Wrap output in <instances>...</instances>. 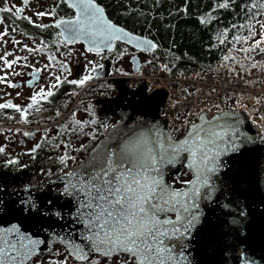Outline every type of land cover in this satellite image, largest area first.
Here are the masks:
<instances>
[{
  "label": "snow or ice",
  "instance_id": "obj_1",
  "mask_svg": "<svg viewBox=\"0 0 264 264\" xmlns=\"http://www.w3.org/2000/svg\"><path fill=\"white\" fill-rule=\"evenodd\" d=\"M22 2L27 4L28 0ZM230 2L220 0L215 6L226 9ZM63 3L74 14L68 18L55 19L53 27L60 29L56 36L65 45L82 40L84 52L97 56L101 55L102 49L112 53L116 41L130 44L142 52L157 49V44L152 40L133 35L106 18L105 10L95 0H63ZM239 6L250 10L239 27L243 29L247 26L248 36H255V29H259V38L252 39L251 47L239 49L248 54L246 59H250L257 49L264 54V0H251ZM12 7V17L33 23L27 15L21 16L20 7ZM54 11H37L33 15L37 18L53 16ZM7 12H10V7L5 3L0 7V13ZM257 16L262 19H256ZM206 19L211 20L213 17L207 16ZM199 22L204 24L205 17H200ZM35 26L40 29L48 27L43 23ZM231 27L237 26L233 24ZM227 31V28L223 29V32ZM0 37L7 38V29L0 31ZM219 38L221 41L224 39L223 35ZM232 40L247 41V37L233 35ZM12 43L18 41L13 40ZM44 47L47 46H38L30 51H43ZM9 55L7 51L0 55V62L3 63L0 71L9 69L21 59H6ZM123 55L124 52L120 51L116 59ZM53 60L54 57H49L50 63ZM100 67L99 63L94 64L88 60L84 74L77 79H65L64 82L82 87L93 79L96 74L94 69ZM67 68L66 63H61L62 71ZM161 68L168 70L166 65H161ZM39 71L33 69V72ZM15 74L0 75V84L15 88L16 85L7 79L8 75ZM48 75L52 76V73ZM53 80L54 83L49 84L47 90L41 86L39 91H34L28 97V109L37 105L39 99L47 100L53 95V88L60 86L61 77H53ZM0 109H12L19 114V122H27L26 110L11 100L0 103ZM89 115L91 119L88 121L72 120L71 123L76 127L68 130L78 131L90 140L95 139V125L99 121L92 114L91 107ZM7 118L12 119L11 116ZM197 119L199 123L189 124L180 138H173L171 133L161 131L156 124L144 125L139 120L130 126V134L118 130L120 121L112 125L100 123L101 130H109V133L80 165L61 171L60 178L64 182L58 194L66 199L64 204L55 205L56 209L61 210L67 207L68 211L63 216L70 215L73 224L82 226L79 232L80 243L75 242L72 233H66L67 239L60 240L61 244L66 245L65 254L61 258L57 253L47 264H112L116 257H119L116 264H188L184 251L189 246L187 239L200 222L201 202L213 199L217 189L213 177L223 167L220 157L228 151H236L240 144L249 140L240 132L241 121L234 112H220L210 119H206L201 112L197 114ZM87 126H91V129L85 133L84 128ZM24 135L29 136L31 133L25 132ZM39 147L40 144H36L29 151L35 153ZM64 148L72 150L66 142ZM84 148L85 145L81 144L74 151L79 152ZM3 151L4 148L0 147V152ZM72 159L74 157L67 154L56 157L60 165ZM3 163L7 166L17 161L12 158ZM181 164L191 173V178L180 180L181 186L174 187L167 182L166 172ZM24 191L29 192V189L25 187ZM41 204L43 208L29 197H18L7 204H0V264H32L42 243L34 232L30 234L32 229L39 230L52 217L63 218L61 211L53 208L55 201H41ZM240 215L244 213L240 212ZM45 216L49 217L48 221L44 220ZM55 239L56 235L53 234L51 240ZM35 264H42V261L36 260ZM241 264L250 262L241 259Z\"/></svg>",
  "mask_w": 264,
  "mask_h": 264
},
{
  "label": "water",
  "instance_id": "obj_2",
  "mask_svg": "<svg viewBox=\"0 0 264 264\" xmlns=\"http://www.w3.org/2000/svg\"><path fill=\"white\" fill-rule=\"evenodd\" d=\"M72 13L74 14L73 11ZM77 42L84 44L82 40ZM116 42L134 51L146 53L125 42ZM129 63L131 71L137 73L139 68L137 57H131ZM103 77L107 78V72ZM108 81L116 89V95L112 99L100 101L102 105L100 112L103 116L118 117L121 123L117 128L121 133L130 134V126H134L138 120L144 125L156 124L161 131L170 133L166 122L159 116L166 99L164 90H154L147 94L145 84L141 83L134 90H129L121 79ZM202 112L206 119L218 114L207 117L206 112ZM223 112L235 113L241 121L240 132L249 137V140L240 144L236 151H228L220 157L223 167L213 177L217 189L211 201L201 202L200 222L188 237L189 246L184 251L188 257V264H241V259L249 261L250 264H264V178L260 174L263 144L253 132L244 113L235 110ZM196 123H199L198 119ZM108 133L109 130L97 141L86 157L104 141ZM80 164L81 162L77 165ZM182 169H184L182 164L174 169L169 168L165 177L167 182L170 183L177 177ZM60 176L61 173L44 179L39 184H30V177L25 172L15 175L0 173V204H7L18 197H29L35 199L43 208L41 201H55L54 210L61 211L63 216L68 208L62 210L55 208V205L64 204L66 199L58 194L64 182ZM25 187L29 192L24 191ZM240 212L244 215L241 216ZM44 220L48 221L49 217L45 216ZM81 228V225L71 222L69 215L61 219L52 217L51 221L42 225L39 230L32 229L30 234L34 232L35 237L42 241L34 260L48 254L54 247H60L65 251L66 245L61 244L60 240L67 239L66 233H72L75 242L80 243ZM53 234L56 235L55 240H51ZM237 252L240 254L237 255Z\"/></svg>",
  "mask_w": 264,
  "mask_h": 264
},
{
  "label": "flooded vegetation",
  "instance_id": "obj_3",
  "mask_svg": "<svg viewBox=\"0 0 264 264\" xmlns=\"http://www.w3.org/2000/svg\"><path fill=\"white\" fill-rule=\"evenodd\" d=\"M5 3L9 5L10 12L0 13V31L7 29V38L0 37V55L7 51L10 55L6 59L14 57L21 59L9 69L0 71V75L16 73L7 76V79L16 85L15 88H8L6 84H0V103L11 100L12 103L22 106L26 110L25 119L27 122H19V114L12 109H0V147L4 148V151L0 152V173L15 175L25 172L30 177V184H37L34 176L40 172L41 156L51 157L60 148L64 149L66 153L70 151L66 150L64 146L56 147L63 139L68 140L73 136L75 141L79 140L86 147L90 140L86 135L68 130L75 129L76 126L71 123L74 119L82 121L91 119V117L88 120L81 118L82 114L86 116L84 114L87 112L85 106L91 107L92 114L99 121L95 125L97 128L95 138L103 134L104 130H101L100 123H111L112 125L120 121L116 116H103L100 112L102 108L100 101L112 99L116 95V89L106 77H103V74L107 72L108 77L118 71L122 56L119 59H116V56L120 51L124 52L122 63L125 62L127 69L130 67V58L133 56L138 58L143 56V53L134 51L118 42L113 44L112 53L102 49L100 56L94 53H85L84 44L80 42L65 45L56 36V33L59 32L58 29L53 27L55 19L68 18L73 15L62 0H28L27 4L22 0H0V7H3ZM40 3L43 4V8L40 7ZM12 6L20 7L22 9L21 16L27 15L33 20V23L29 24L23 19L17 20L12 17L11 11H14ZM30 6L36 10L29 11ZM53 9L55 10L53 16L45 15L37 18L33 15L37 11L47 12ZM39 23L46 24L48 27L37 28L35 25ZM13 40L18 43L13 44ZM44 45L47 47H44L43 51H30V49ZM49 57H54L55 60L50 63ZM88 60L101 65L99 69H94L96 74L93 79L82 87L64 82L65 79H77L84 74ZM61 63H66L68 68L62 71ZM88 67H92V65H88ZM34 68L40 69V71L33 72ZM0 69H3L2 62H0ZM49 72L52 73V76L48 75ZM89 74L91 75V73ZM56 76L61 77V84L59 87L53 88V95L47 100L39 99L37 105L28 109V97L34 91H39L41 86L47 90L49 84L54 83L53 77ZM127 87L129 90H133L129 86ZM9 116L12 117L11 120L7 118ZM59 125L65 127L60 128ZM41 129L51 131L46 141L39 138ZM90 129L91 126H87L84 128V132L86 133ZM25 132H29L31 135L25 136ZM71 133L72 135H70ZM36 144H40V147L35 153L30 152L29 149ZM84 153L85 148L79 151L81 156L86 157L87 155L85 156ZM12 158L17 163L5 166L3 162ZM183 173H188V171L182 169L179 175ZM239 254L240 252H237V255Z\"/></svg>",
  "mask_w": 264,
  "mask_h": 264
},
{
  "label": "trees",
  "instance_id": "obj_4",
  "mask_svg": "<svg viewBox=\"0 0 264 264\" xmlns=\"http://www.w3.org/2000/svg\"><path fill=\"white\" fill-rule=\"evenodd\" d=\"M95 2L105 10L106 17L117 26L156 43L157 49L149 55L152 62L160 66L166 65L168 73H200L203 70L221 72L229 69L237 71L264 65V54L258 49L250 59H246L247 55L239 52L240 41L232 40L233 35L243 36L247 32V26L243 29L239 26L244 23L250 10L241 9L239 5L250 3L251 0H231L226 9L215 6L220 0H95ZM207 16L213 19L208 20ZM200 17H205L204 24L199 22ZM259 18L261 17H256ZM233 24L237 27L232 28ZM224 28L228 31L223 32ZM221 35L224 37L223 41L219 38ZM225 56L228 59H224ZM105 133L106 130L97 138L89 140L85 147V156ZM172 135L175 138L181 136L180 133ZM67 141L75 142L78 148L83 144L79 140L75 141L73 136ZM262 144L260 174L264 178V109ZM40 161V172L35 174L34 180L38 177L42 180L51 178L66 169L65 164L57 163L56 154L48 158L41 156ZM180 180V177L178 179L176 177L170 183L174 187H180ZM49 253L57 254L54 251ZM41 258L42 256L37 260L42 261Z\"/></svg>",
  "mask_w": 264,
  "mask_h": 264
},
{
  "label": "built area",
  "instance_id": "obj_5",
  "mask_svg": "<svg viewBox=\"0 0 264 264\" xmlns=\"http://www.w3.org/2000/svg\"><path fill=\"white\" fill-rule=\"evenodd\" d=\"M138 61L137 73L129 69L128 73L123 72L127 75L115 73L108 76L107 80L121 79L132 89L142 83L146 85L147 93L164 90L166 99L159 116L166 122L171 134L174 131L183 135L189 124L196 123L197 114L202 110L210 117L213 114H209L207 108L216 111L214 114L235 108L233 110L244 113L253 132L262 141L264 65L237 71L168 73L162 70L159 64L152 62L149 53H143V56L138 57ZM247 111L251 112L254 118H259L260 122H253ZM176 129L178 131H175Z\"/></svg>",
  "mask_w": 264,
  "mask_h": 264
},
{
  "label": "rangeland",
  "instance_id": "obj_6",
  "mask_svg": "<svg viewBox=\"0 0 264 264\" xmlns=\"http://www.w3.org/2000/svg\"><path fill=\"white\" fill-rule=\"evenodd\" d=\"M40 4H41L40 7L43 8V7H44L43 4H42V3H40ZM31 9H33L32 6H30L29 11H32ZM33 10H36V9H33ZM259 19H262V18H259ZM259 19H258V20H259ZM255 31H256V35H255V36H248V32H246V34L243 35V37H247V41H240L241 46H240V44H239V49L242 48V47H248V48L251 47V41H252V39H258V38H259V36H258V32H259L258 27L255 29ZM262 46H264V45H262ZM239 52H241V51H239ZM241 53H242V52H241ZM241 53H240V55H242ZM243 54H244V55H248V54H246V53H244V52H243ZM231 56H235V55H231ZM120 59H121V61H120L119 69H118V71L116 72V74H117V73H123V72H127V73H128V69H127V66L125 65V62L122 63V61H123V56H122ZM153 91H154V90H153ZM153 91H151V92H153ZM151 92H150V93H151ZM148 94H149V93H148ZM233 109H235V108H232V110H233ZM86 110H87V112L84 113L86 116H84V115L82 114V117H81V118H83V120H86V119L88 120V119L91 117V116L89 115V107H88V106H85V111H86ZM204 110H206V109H204ZM207 110H208L209 114H214V113L216 112V111H214L212 108H207ZM202 111H203V110H202ZM244 111H246V109H244ZM247 114H248V117H249L253 122H260V119H259V118H256V117L254 118V117H253V114H252L251 112H248V111H247ZM76 119H77V117H76ZM109 125H111V123H110ZM107 131H108V130H106V132H107ZM50 132H51V131H49V130H43V129H41L40 137H39V138H41L42 140H45V141H46V138H48V137L50 136ZM172 133H175V132L172 131ZM105 134H106V133H105ZM64 142L69 143V144L71 145L72 150H70L68 153H65V152H64V149L60 148V150H57V152H56V157H57L58 155H64V154H67V155H69V156L74 157V159L69 160V161H67V162L65 163V167H66L65 171H67V170L70 169L72 166L77 165L78 163L82 162L86 157H83V156H81V155L79 154V152L74 151V149L78 148L77 145H76V143H75V142H68L67 139H63V140L60 142V144L58 143V144L56 145V147L59 148V146H64ZM181 175H182V176H181ZM181 175L178 176V177H180L181 180L189 179L190 176H191L189 172H188V173H183V174H181ZM40 181H42V179H41L40 177H38V178L35 180L36 183H40ZM62 250H63V249L60 248V247H54V248L51 250V252L54 251V252L59 253V254H60V257L62 258L63 255L65 254V253H63ZM55 255H56V254H55ZM55 255L48 253V254L42 256V258H41V259H42V263H43V264H47V262H48L51 258H55ZM39 258H40V257H39ZM39 258H37V259H39ZM37 259L33 260L32 264H34L35 261H36ZM101 259H102V258H101ZM118 260H119V257L114 258L113 261H112V264H116V261H118ZM105 264H107V262H105Z\"/></svg>",
  "mask_w": 264,
  "mask_h": 264
}]
</instances>
